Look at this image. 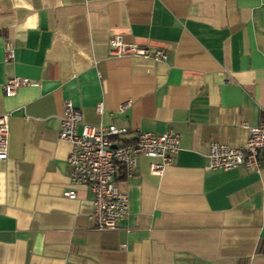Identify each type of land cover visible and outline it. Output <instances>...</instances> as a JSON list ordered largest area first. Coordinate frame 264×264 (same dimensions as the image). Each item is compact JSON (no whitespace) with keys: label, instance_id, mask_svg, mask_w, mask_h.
Here are the masks:
<instances>
[{"label":"crops","instance_id":"1","mask_svg":"<svg viewBox=\"0 0 264 264\" xmlns=\"http://www.w3.org/2000/svg\"><path fill=\"white\" fill-rule=\"evenodd\" d=\"M115 36L166 60L114 56ZM13 77L32 85L8 97ZM65 101L88 125L128 128L129 140L179 134L163 171L141 156L132 178L116 176L129 214L115 231L95 230L91 192L70 185ZM3 114L0 264H264V168L209 170L206 160L210 144L241 146V124L264 120V0H0ZM71 188L73 200L62 195Z\"/></svg>","mask_w":264,"mask_h":264},{"label":"built area","instance_id":"2","mask_svg":"<svg viewBox=\"0 0 264 264\" xmlns=\"http://www.w3.org/2000/svg\"><path fill=\"white\" fill-rule=\"evenodd\" d=\"M110 54L114 56H132L164 62L166 54L162 50H151L134 44H125L120 36L109 40ZM5 61L15 60V47L11 40L5 42ZM32 85L29 78L13 77L3 85L6 96L13 97L18 90ZM126 102L119 107L123 113L130 107ZM105 111L102 102L95 106L97 115ZM246 131L245 142L238 147L224 143H212L206 155L207 169L229 171L242 168L246 171H258L264 168V120L256 126L242 123ZM126 127L91 126L83 122L80 111L69 101L63 104V114L59 124V140L71 145L67 157L70 185L86 186L92 194V211L89 219L99 232L115 231L129 214V199L116 184V176L122 174L130 179L136 174L137 158L146 157L152 160L150 171L159 173L172 163L179 151V134L172 130L155 135L150 132H139L129 140ZM10 116L0 115V161L9 157ZM63 197L76 198L74 189L63 191Z\"/></svg>","mask_w":264,"mask_h":264}]
</instances>
